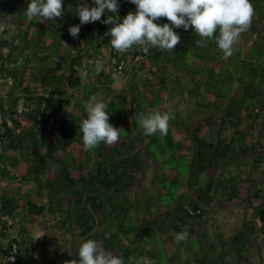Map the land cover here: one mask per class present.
<instances>
[{"label":"trees","instance_id":"obj_1","mask_svg":"<svg viewBox=\"0 0 264 264\" xmlns=\"http://www.w3.org/2000/svg\"><path fill=\"white\" fill-rule=\"evenodd\" d=\"M28 2L0 0V26L3 18H10L0 34V114L13 122L12 127L0 126V180L33 186L22 195L0 189V263L16 243L19 259L7 264H71L79 261L80 243L94 239L124 264H135L141 257L151 264H229L228 256L239 257L256 239L264 238L262 190L249 197L252 217L234 235L230 250L217 249L208 242V233L198 230L215 202L247 196L238 185L249 188L247 180L230 167L239 168L241 154L248 152L242 145L249 134L241 130L244 122L257 123L263 114L264 52L243 56L239 50L225 60L214 41L209 43L215 48L212 54L188 44L194 56L214 62L205 70L194 64L186 67L188 55L181 49L152 47L145 53L141 48L135 57L143 59L128 70L129 50L118 55L117 64L112 62L118 52L105 33L113 25L96 21L82 25L76 38L69 34L68 29L80 23L75 14L79 0H64L62 16L47 22L27 21ZM134 10L129 0H120L117 15L122 18ZM158 22L169 23L164 17ZM122 60L126 61L122 74L129 77L126 88L115 86L119 76L115 68ZM180 66L191 76L189 92L205 112L202 119L169 112L170 87L175 88ZM201 77L211 82L202 87ZM236 78L242 87L231 86ZM93 95L106 103L109 123L120 128V134L116 143H101L89 151L79 124ZM209 95L214 100H208ZM222 99L227 100L225 107ZM155 111L174 115L169 125L185 130L184 139L176 140L169 126L167 135H144L138 119ZM51 118L54 126L48 130L43 123ZM232 129L228 139L226 132ZM184 150L191 154V162ZM76 153L92 161L93 169L86 171ZM147 160L158 172L151 186L138 193L135 188ZM30 218L50 227L41 240L27 227ZM184 230L188 238L179 243L158 235ZM69 238L71 251L59 250L51 260L48 254ZM196 238H204L201 254L191 246ZM167 242L177 244L169 255Z\"/></svg>","mask_w":264,"mask_h":264},{"label":"clouds","instance_id":"obj_2","mask_svg":"<svg viewBox=\"0 0 264 264\" xmlns=\"http://www.w3.org/2000/svg\"><path fill=\"white\" fill-rule=\"evenodd\" d=\"M129 2L135 5V10L121 18L117 15L120 0H91V4L87 0H79L75 14L80 23L71 26L68 29L69 34L76 38L82 25L96 21L113 25L105 35L111 37L109 40L111 47L123 54L133 47H140L145 52L152 47L162 51L174 50L181 39L176 29L183 28L186 31L192 29L201 38L196 41L198 47H204L208 40H214L217 48L223 52L224 58H228L233 54V46L241 33L248 29L253 16L251 0H129ZM63 4L64 0H29L24 15L29 22L58 20L65 10ZM105 15L106 18L102 20ZM161 17L167 18L169 23L160 24L158 21ZM101 70L102 62H98L95 71ZM85 111L86 118L79 124L85 149L91 151L101 143L112 145L118 141L120 128L109 123L110 115L105 102L93 95L85 104ZM170 119H174V115L155 111L147 115L141 114L138 124L146 136L156 133L163 136L167 135ZM187 238L186 230L178 232L175 237L178 243ZM76 253L79 261L73 260L71 264H124L119 256L102 248L94 239L81 242ZM135 264H151V261L141 257Z\"/></svg>","mask_w":264,"mask_h":264},{"label":"crops","instance_id":"obj_3","mask_svg":"<svg viewBox=\"0 0 264 264\" xmlns=\"http://www.w3.org/2000/svg\"><path fill=\"white\" fill-rule=\"evenodd\" d=\"M251 3L253 6V16L251 19V23L248 29L241 33L238 41L233 46V52L238 53L240 50L241 52L240 54H242L243 56H247L248 53H253V52L258 53L264 50V22L261 21V18L262 19L264 18V0H253ZM164 19L166 18L164 17ZM177 32L179 33L181 39L178 45L176 46V48L181 49L183 52H187L188 56L184 60L185 63L187 64L186 67L188 65L194 64V65H199L201 69H205V70L212 68L214 62L200 60L198 57L192 54L190 50L191 48L187 47V45L189 44L194 50L204 49L205 53L212 54L214 53L215 48H209V43L213 42L214 40H208L204 47H198L196 45V41L201 38L196 33H194L192 29L186 31L183 28H181ZM103 49L104 48H101V50ZM140 49H141L140 47H133L132 49L129 50V55H128L129 69L138 63L137 61L138 55L135 57V54ZM224 59L226 60L227 58ZM228 68L231 69V67ZM175 72L177 74V77L173 79L174 82H176V84L174 83L175 86L184 88L185 86L190 85L191 87H193L191 76H189L188 73L186 72L185 66H180L179 68H177ZM198 79L201 80L202 87L208 82H211L209 78H205V77H201ZM231 86L235 88L242 87V81L237 80V78L233 79V84H231ZM209 97H211V95L207 96L208 100H214V97L213 99H210ZM263 105H264V100H263ZM256 110L258 111V109ZM262 113L263 114L261 118L257 121V123H254L251 120L246 121L245 124L246 127L241 129L243 131H248L249 133L247 136L244 137L242 142V145L248 148V152L241 154L239 158V162H240L239 168L237 166L230 167V169L234 174L238 173L242 178H245L247 180L249 184V188H245L241 182L238 184L240 189H243L244 191L247 192V196L243 198H236L232 202H226L225 198L222 199V203L215 202L214 205L212 206L213 208H215L216 203H219V206L222 207L217 206L218 208L214 209V212L211 213L210 223H208L207 225H204L203 223L199 226L198 229L199 232H203V233L207 232L208 242L209 243L214 242L216 248L219 250L220 249L230 250L234 246L232 238L239 231L244 229L245 221L250 220L252 217L253 210L248 205L249 197L256 190L264 191V108L262 110ZM231 135H228V139L231 138ZM2 181L3 180H1L0 183ZM3 183L6 184V182H2V184ZM18 184L20 185V183ZM0 189H3V187L0 186ZM26 191L17 190V191H9V192L16 194L19 193L22 195ZM225 212H229V213L226 214ZM220 213H223V215H219ZM233 217L235 218L232 219ZM25 219L26 218L22 219V221H25ZM28 224L31 223H28L26 221L27 227L29 229H32V231H35L33 228H31L32 225L29 226ZM23 243H25V240H23ZM35 250H37V245H35ZM263 255H264V238L260 237L255 240L252 246L247 248L245 252L239 255V257L228 256L226 258V261H228L229 264H264ZM259 259L261 260L259 261Z\"/></svg>","mask_w":264,"mask_h":264},{"label":"rangeland","instance_id":"obj_4","mask_svg":"<svg viewBox=\"0 0 264 264\" xmlns=\"http://www.w3.org/2000/svg\"><path fill=\"white\" fill-rule=\"evenodd\" d=\"M87 1H91V0H87ZM3 19H4V22L0 26V34L3 32L4 28L9 27L8 24H9L10 18L6 17V18H3ZM10 27H12V26L10 25ZM53 46H55V45H52V47ZM192 51L193 50H191V52ZM262 52H264V51L262 50ZM127 68L129 70V64H128ZM84 75H86V74H84ZM128 80H129L128 74L119 75V76H117L115 86H117L118 88H126ZM259 82H261V81H259ZM173 88H174V86L172 85L170 87V90L172 89L171 90L172 100L169 103V112H172V113L173 112H178L181 116H184V117L192 114V116L194 117V121H196L198 119H202L205 116V112L198 107L196 101L193 100L194 97H192L191 93L189 92V90L192 89V87L190 85H187L184 88H180V87H177V86H175L174 89ZM209 98L213 99V96H211ZM20 102H21V104H23V102H24L23 99H21ZM220 102L225 107V105L227 103V100L226 99H222V100H220ZM245 124H246V121L244 122L242 128L246 127ZM168 126L173 131V134H174L176 140L184 139V137L186 136L185 130L180 129V128L176 127V126H171V125H168ZM233 132H234L233 129L229 130L228 132H226V135L227 136L231 135ZM184 152L189 156V157L186 158L187 162H191V158H192L191 154H189V152L187 150H184ZM12 153H15L16 155H19V153L17 151H14V152L12 151ZM76 155L78 156L79 160L81 162H83V165L86 166V171L93 169L92 161H88L84 155L82 156L81 154H78V153H76ZM157 172L158 171L156 169L155 163L152 160H147L145 165H144V167H143V169L141 170V172L139 174V184L137 185L135 190L138 193H141L143 191V187H150L151 186V180L157 174ZM182 181H183V183H186L187 180H186V178H184ZM2 182H4V181H2ZM2 182L0 183L1 184L0 186L3 187L4 189H7L8 191H17V190L18 191H26L29 188L33 187L32 184H30V183H25V184H20L19 185L17 182H14V183H12V182L9 183L8 182L6 184L5 183L2 184ZM33 200H35L39 204H41L43 202V200L38 199V198L36 199V197H34ZM217 206H219V203H216L215 208H213V207L209 208L210 212H209V215H208L207 219L203 222L204 225H207L208 223H210L211 213L214 212V209L218 208ZM219 207H222V206H219ZM225 213L227 214L229 212H225ZM219 215H223V213H220ZM234 218L235 217H233L232 219H234ZM27 222L31 223V224H28V225L29 226L32 225L31 228H33L35 230V231H33V235H35V237L37 239H40V240L45 237L44 234L47 231V229H50V227L45 228L44 223L38 222L35 218H30V219H28ZM59 235H61V234L59 233ZM158 235L161 238L169 237L170 239L176 240L175 239L176 233L165 234V235L158 234ZM69 239H70L69 242L62 243L61 247H58V248L54 249L53 251H51L48 254V256H49V258L51 260L54 259L55 255H56V252L59 251V250H61V251L64 250V251H68V252L71 251V245H72L71 241H72V239L71 238H69ZM203 239L196 238V239L193 240L191 246L194 247V251L196 253L197 252H199L200 254L202 253L199 248L204 243ZM99 243H100V246L103 248V243L101 241ZM176 246H177L176 243H174V244H172L171 242H167L166 243L165 248H166V251H167L168 255L171 253V251L173 249L176 248ZM38 249H39V246H37V250ZM263 257H264V255H263ZM182 258L185 259V255H183ZM260 260L261 259H259V261ZM58 264H62V263L60 262ZM177 264H178V262H177Z\"/></svg>","mask_w":264,"mask_h":264},{"label":"built area","instance_id":"obj_5","mask_svg":"<svg viewBox=\"0 0 264 264\" xmlns=\"http://www.w3.org/2000/svg\"><path fill=\"white\" fill-rule=\"evenodd\" d=\"M145 52V51H144ZM147 53V52H145ZM121 53H116L115 57L112 59L113 64H117V57L118 55H120ZM143 59V55H138L137 56V60H142ZM126 66V61L122 60L121 63L115 68V70L117 71V73L119 75L122 74L123 69ZM15 116V115H14ZM44 126L48 129L51 130L54 126V118L49 119L48 121H46L45 123H43ZM2 125H7L9 127L13 126V122H12V118L11 117H6L3 114H0V126ZM191 213H193L192 210H189ZM260 220H258V224H260ZM18 253H19V246L16 243H12V248L10 250V252L7 254V256L4 257L3 261H1L0 264H7L8 262H17L18 261Z\"/></svg>","mask_w":264,"mask_h":264}]
</instances>
